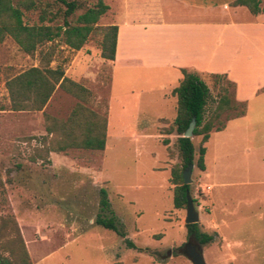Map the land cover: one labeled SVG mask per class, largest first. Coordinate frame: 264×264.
Returning <instances> with one entry per match:
<instances>
[{"label": "rangeland", "instance_id": "1", "mask_svg": "<svg viewBox=\"0 0 264 264\" xmlns=\"http://www.w3.org/2000/svg\"><path fill=\"white\" fill-rule=\"evenodd\" d=\"M82 1L89 6L97 0ZM104 1L108 11L79 50L62 39L33 53L9 35L0 42V214L17 220L32 264H194L189 248L199 243L188 238L187 209L175 208L171 181L180 163L172 90L182 72L166 61L183 56L178 34L165 27H124L118 63L104 59V26L155 20L160 0ZM24 20L38 19L27 12ZM246 33L226 32L227 39L236 36L232 48L244 44L241 55L219 51L231 61L246 114L211 133L206 169L194 164L191 173L199 227L217 233L201 245L206 264H264V34L249 32V39ZM32 66H61L91 90L85 104L95 111L102 112L101 102L108 99L105 149L46 152L55 137L47 126L66 120L79 99L57 88L41 110L12 109L7 80ZM199 73L214 98L228 86L224 73ZM192 140L196 161L201 136ZM102 187L135 247L96 223L99 214L112 215L101 207Z\"/></svg>", "mask_w": 264, "mask_h": 264}, {"label": "trees", "instance_id": "2", "mask_svg": "<svg viewBox=\"0 0 264 264\" xmlns=\"http://www.w3.org/2000/svg\"><path fill=\"white\" fill-rule=\"evenodd\" d=\"M235 5H246L252 13L261 11L260 0H235ZM82 0H0V42L11 36L27 53H33L38 46L62 39L73 48L79 50L88 40L90 34L97 29L100 17L105 14L109 5L104 0L85 6ZM84 10L77 16L79 9ZM37 15V21L29 24L24 20L25 14ZM104 38L101 45V57L114 60L116 55L118 25L104 26ZM49 52V61L52 56ZM182 78L172 90L177 98V115L174 121L180 163L172 168L171 181L174 183L173 203L175 208H186L191 196V185L184 182L183 171L190 163L196 164L200 170L206 169L205 143L213 131L224 129L230 119L246 114L247 102L236 98L235 91L230 89L235 83L228 80V86L222 87L217 98L212 97L210 88L203 76L197 71L181 68ZM11 107L15 110H41L50 100L57 88L70 93L79 99L70 116L53 126H47L48 133L55 137L45 148L50 151H67L69 148H87L103 150L106 147L108 128V99L102 100L104 110L95 111L85 104L93 95L82 83L67 76L61 66H32L7 80ZM101 108V107H100ZM195 118L194 135L201 136L198 157L195 161V145L192 137L184 136L191 120ZM171 133L173 128L165 129ZM164 144L169 138L163 140ZM101 207L112 215H98L96 223L115 231L130 246L134 242L127 237L122 223L114 215L106 187L100 189ZM188 238L199 244H208L215 240L217 233L202 231L198 222L186 224ZM0 239L3 252L0 251V264H32L25 241L20 232L17 220L13 216L0 214ZM148 250V248H145ZM180 249L182 247L180 246Z\"/></svg>", "mask_w": 264, "mask_h": 264}, {"label": "crops", "instance_id": "3", "mask_svg": "<svg viewBox=\"0 0 264 264\" xmlns=\"http://www.w3.org/2000/svg\"><path fill=\"white\" fill-rule=\"evenodd\" d=\"M234 1L160 0L159 8L154 11L157 19L149 21L141 19V21L125 22L118 26L116 55L111 61L114 63L119 61L118 48L124 27L142 28L144 32L152 27H165L172 33L178 34L179 42L176 43L183 54L180 59H168L166 65L180 72L181 68H186L197 72L224 73L236 85V98L246 101L241 96L239 83L233 76L232 65H229L231 61L223 59L222 56L219 57V51L224 50L225 53H230L233 49L232 54L234 52L235 56L243 52L244 44L240 45V49H235L238 44L236 47L233 44L234 48H232L231 38L234 37L235 40L236 36L232 35L230 39H227L226 32L240 34L247 32L246 37L249 39L253 38L249 32L261 31L264 34V0H260L261 11L256 14L252 13L246 5H235ZM242 14L244 16H241ZM259 41H261L260 37ZM176 43L173 42L174 47L177 46ZM258 45L260 46L261 43ZM126 61L129 59L126 58Z\"/></svg>", "mask_w": 264, "mask_h": 264}, {"label": "water", "instance_id": "4", "mask_svg": "<svg viewBox=\"0 0 264 264\" xmlns=\"http://www.w3.org/2000/svg\"><path fill=\"white\" fill-rule=\"evenodd\" d=\"M195 125H196V120L195 118H193L187 130L184 132V136L192 137L194 135ZM193 166H194V163H190L188 167L183 171V179H184V182L187 184H190L192 181L191 173L193 170ZM198 221H199V213L195 209V204L192 201V198L189 197L185 222L186 224H188V223H195ZM189 256L193 260L194 264H206L204 260L203 249L201 247V244L191 246L189 248Z\"/></svg>", "mask_w": 264, "mask_h": 264}]
</instances>
